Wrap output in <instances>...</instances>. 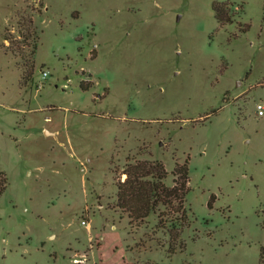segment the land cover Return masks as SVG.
Segmentation results:
<instances>
[{"label":"rangeland","instance_id":"1","mask_svg":"<svg viewBox=\"0 0 264 264\" xmlns=\"http://www.w3.org/2000/svg\"><path fill=\"white\" fill-rule=\"evenodd\" d=\"M258 104L264 0H0V264H264ZM133 160H188L182 250L117 208Z\"/></svg>","mask_w":264,"mask_h":264},{"label":"trees","instance_id":"2","mask_svg":"<svg viewBox=\"0 0 264 264\" xmlns=\"http://www.w3.org/2000/svg\"><path fill=\"white\" fill-rule=\"evenodd\" d=\"M218 2L213 3V10L219 23H231L220 16ZM19 36L23 39H33V52L37 49L39 35L33 24L31 16H20L18 21ZM4 40L13 43L5 36ZM14 54L21 55L19 50ZM26 73H24L25 76ZM125 178L117 180L116 206L125 214L129 223H144L153 213L157 216L158 223L163 224L162 218L166 217L170 223L167 228L168 253L173 254L182 250L184 242L180 239L182 229L189 225V209L186 205V196L190 191L188 160L175 165L172 172L173 183H165L168 172L164 164L159 160H133L128 161L122 172ZM8 186V179L0 172V197ZM215 195H212L208 206L212 207ZM166 228V226H162Z\"/></svg>","mask_w":264,"mask_h":264},{"label":"built area","instance_id":"3","mask_svg":"<svg viewBox=\"0 0 264 264\" xmlns=\"http://www.w3.org/2000/svg\"><path fill=\"white\" fill-rule=\"evenodd\" d=\"M42 74H43V77H46L47 76V72H42ZM257 110H258V114L259 115H263V113H264V105L263 104H258L257 105ZM83 224H87V223H85V222H83Z\"/></svg>","mask_w":264,"mask_h":264},{"label":"water","instance_id":"4","mask_svg":"<svg viewBox=\"0 0 264 264\" xmlns=\"http://www.w3.org/2000/svg\"><path fill=\"white\" fill-rule=\"evenodd\" d=\"M238 84H240V83H238Z\"/></svg>","mask_w":264,"mask_h":264}]
</instances>
